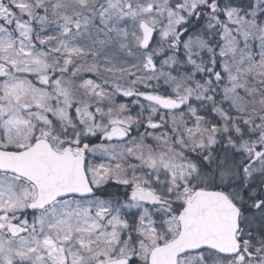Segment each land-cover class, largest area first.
I'll return each instance as SVG.
<instances>
[{"label": "snow or ice", "instance_id": "1", "mask_svg": "<svg viewBox=\"0 0 264 264\" xmlns=\"http://www.w3.org/2000/svg\"><path fill=\"white\" fill-rule=\"evenodd\" d=\"M0 264H264V0H0Z\"/></svg>", "mask_w": 264, "mask_h": 264}]
</instances>
